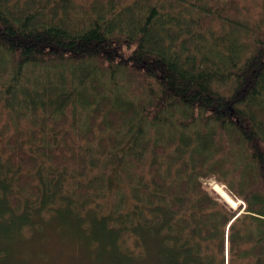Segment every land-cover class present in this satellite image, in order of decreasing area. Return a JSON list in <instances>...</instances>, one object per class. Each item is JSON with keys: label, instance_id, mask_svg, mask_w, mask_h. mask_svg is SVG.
Listing matches in <instances>:
<instances>
[{"label": "trees", "instance_id": "obj_1", "mask_svg": "<svg viewBox=\"0 0 264 264\" xmlns=\"http://www.w3.org/2000/svg\"><path fill=\"white\" fill-rule=\"evenodd\" d=\"M257 10L0 0V264L62 228L97 264H264Z\"/></svg>", "mask_w": 264, "mask_h": 264}, {"label": "rangeland", "instance_id": "obj_2", "mask_svg": "<svg viewBox=\"0 0 264 264\" xmlns=\"http://www.w3.org/2000/svg\"><path fill=\"white\" fill-rule=\"evenodd\" d=\"M241 2H245L248 6L250 5L252 7V14L241 11V18H246L249 20L252 16H254L257 20L258 15L255 14L258 12L257 9L260 6V0H241ZM261 31L262 33L264 31L263 25H261ZM51 80L55 81V78L51 77ZM203 186L213 195H216L218 198H220L221 201H224L232 210L237 209L238 207H240L241 211L244 210V203L242 200L233 198L226 185L221 184L215 179H207L203 181ZM215 186L221 188L230 197V199L233 200L234 204L231 205L226 202L215 190ZM63 230L64 228H62V232L48 230L42 241L37 239L30 240L23 248L19 250V252H17V254H21L26 258L27 261H24V264H97L95 263L94 258L90 259L89 255L86 254L85 246L76 239L74 240L72 237H70L71 235L68 234L67 231L63 232ZM129 244L130 242H127L128 246ZM98 264L112 263H110L108 260H102V262ZM123 264H129V262L125 260Z\"/></svg>", "mask_w": 264, "mask_h": 264}, {"label": "bare ground", "instance_id": "obj_3", "mask_svg": "<svg viewBox=\"0 0 264 264\" xmlns=\"http://www.w3.org/2000/svg\"><path fill=\"white\" fill-rule=\"evenodd\" d=\"M214 188L226 202L231 205L234 204L233 200H231L230 197L221 188H219L218 186H215Z\"/></svg>", "mask_w": 264, "mask_h": 264}]
</instances>
